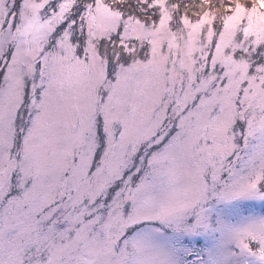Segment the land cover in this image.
<instances>
[{"label": "snow or ice", "instance_id": "1", "mask_svg": "<svg viewBox=\"0 0 264 264\" xmlns=\"http://www.w3.org/2000/svg\"><path fill=\"white\" fill-rule=\"evenodd\" d=\"M0 264H264V0H0Z\"/></svg>", "mask_w": 264, "mask_h": 264}]
</instances>
